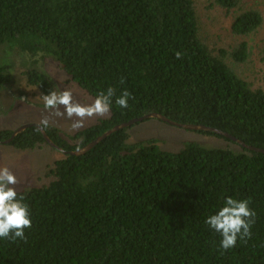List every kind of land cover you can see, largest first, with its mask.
Listing matches in <instances>:
<instances>
[{
	"label": "trees",
	"instance_id": "obj_1",
	"mask_svg": "<svg viewBox=\"0 0 264 264\" xmlns=\"http://www.w3.org/2000/svg\"><path fill=\"white\" fill-rule=\"evenodd\" d=\"M17 56L41 95L56 86L45 62L91 100L109 87L131 93L128 108L114 97L108 117L72 135L49 125L64 151L151 113L264 150V1L0 0V94ZM131 127L83 155L60 152L45 183L17 191L32 226L23 241L0 239V264H264V153L204 131L227 146L166 151L155 138L128 143ZM6 145L50 146L34 126ZM227 197L256 216L251 237L224 251L205 220Z\"/></svg>",
	"mask_w": 264,
	"mask_h": 264
},
{
	"label": "rangeland",
	"instance_id": "obj_2",
	"mask_svg": "<svg viewBox=\"0 0 264 264\" xmlns=\"http://www.w3.org/2000/svg\"><path fill=\"white\" fill-rule=\"evenodd\" d=\"M259 2L264 0H258ZM12 58V57H11ZM14 69L11 83L0 94V130H16L27 124H38L43 116L50 117V125L59 128L66 134L72 135L68 126L72 121L67 117L58 118L44 109L41 93L35 87L27 84L25 73L30 64L23 56L13 59ZM43 69L55 83V91L69 89L73 92V100L81 104H89L92 100L78 87L68 84L67 77L52 62H45ZM63 111V109H60ZM109 116V115H108ZM107 116V117H108ZM106 117H93L85 121L86 128ZM81 128V129H83ZM80 129V130H81ZM77 132V131H76ZM128 143L155 138L161 149L166 151H178L184 142L194 141L205 147H225L227 143L220 139L207 137L195 131L171 126L157 119H148L133 125L128 130ZM62 158V154L43 145L34 151L22 152L0 143V167H8L17 178L16 191L28 187L40 186L47 180L44 171L47 166Z\"/></svg>",
	"mask_w": 264,
	"mask_h": 264
},
{
	"label": "clouds",
	"instance_id": "obj_3",
	"mask_svg": "<svg viewBox=\"0 0 264 264\" xmlns=\"http://www.w3.org/2000/svg\"><path fill=\"white\" fill-rule=\"evenodd\" d=\"M176 59H181L183 53L176 52ZM123 84L124 80L121 79ZM44 109L51 115L67 117L71 122L70 132L79 131L85 126V121L93 117H107L110 114L113 98L120 108H128L131 93L125 89L116 96V89L109 87L100 91L89 104H81L73 100V92L69 89L52 90L41 95ZM63 109L61 111L60 109ZM50 125V117L43 116L37 124V130H45ZM79 151V149H77ZM18 181L8 167H0V239L16 242L25 240V230L30 229V209L24 203L25 196L16 191ZM250 201L225 198L222 206L215 214L206 218L205 223L221 236L220 248L224 251L234 248L239 240L251 237V228L255 223L256 213L250 208Z\"/></svg>",
	"mask_w": 264,
	"mask_h": 264
},
{
	"label": "water",
	"instance_id": "obj_4",
	"mask_svg": "<svg viewBox=\"0 0 264 264\" xmlns=\"http://www.w3.org/2000/svg\"><path fill=\"white\" fill-rule=\"evenodd\" d=\"M148 119H157V120L162 121V122H164L166 124H169L171 126H175V127L182 128V129H186V130L212 132V133H215L217 135L226 137V138H228L230 140H233L234 142L238 143L242 147L247 148V149H249L251 151L264 153V150L246 146L241 141L237 140L236 138H234V137L230 136L229 134L224 133V132H222L220 130L208 128V127H205V126H202V125H188V124L177 123V122H174V121L170 120L166 116L161 115V114H158V113H151V114L145 115V116H143L141 118L134 119V120H131V121L127 122V123H124V124H121L119 126H116L113 129H111V130L107 131L106 133H104L103 135H101L100 137L96 138L94 141H92L89 144H87L85 147L79 149V151L76 150V151L67 152V151H64V150L58 148L48 138V136L45 134L44 130H40V131H41V133H42L43 138L45 139V141L51 147H53L54 149H56L57 151H59V152H61L63 154H70V155L79 156V155H83L84 153H86L87 151H89V149H91L92 147H94L99 141H101L103 138H105L106 136L110 135L111 133H113L115 131H118L120 129H123V128L131 127V126L135 125L136 123H140V122H143L144 120H148ZM31 126H34V127L37 128V125L36 124H27V125L20 126L19 128H17L16 130L13 131V133H12V135H11V137L9 139L4 140V141H1L0 143L1 144H8L18 133H20L21 131H23L26 128L31 127Z\"/></svg>",
	"mask_w": 264,
	"mask_h": 264
}]
</instances>
